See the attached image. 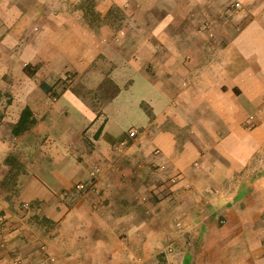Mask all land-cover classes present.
Returning a JSON list of instances; mask_svg holds the SVG:
<instances>
[{
    "label": "crops",
    "instance_id": "obj_1",
    "mask_svg": "<svg viewBox=\"0 0 264 264\" xmlns=\"http://www.w3.org/2000/svg\"><path fill=\"white\" fill-rule=\"evenodd\" d=\"M58 1L0 0V264H264V0Z\"/></svg>",
    "mask_w": 264,
    "mask_h": 264
},
{
    "label": "rangeland",
    "instance_id": "obj_2",
    "mask_svg": "<svg viewBox=\"0 0 264 264\" xmlns=\"http://www.w3.org/2000/svg\"><path fill=\"white\" fill-rule=\"evenodd\" d=\"M65 2V4L67 5L68 4V1L66 2V0H59L58 2H61L62 3ZM221 0H219V2H216V3H220ZM92 2L93 0H82L81 1V5L86 9V13H87V16H86V21L88 24H90L91 26H96L98 24V22H100V18L94 16V13L92 12ZM254 1L252 0L251 2L248 3L249 6L253 5ZM221 4V3H220ZM228 7H231V9H233V11H236L238 10L239 8H236L234 6V3L232 2H228ZM239 10H242V9H239ZM119 21V22H118ZM110 24L113 26L112 28L116 31L118 29H124L126 26H127V23L125 22V19H110ZM262 119L264 120V113L262 115ZM259 121V120H258ZM263 133V136H264V131L262 132ZM262 153L264 154V145L262 146ZM13 165V164H12ZM14 169H15V172H19L20 170L21 171H24V168H25V165L24 163H19V162H15L14 163ZM14 180L13 177H10V179L8 180V184H11V182ZM28 208H31L30 204H29V207Z\"/></svg>",
    "mask_w": 264,
    "mask_h": 264
},
{
    "label": "built area",
    "instance_id": "obj_3",
    "mask_svg": "<svg viewBox=\"0 0 264 264\" xmlns=\"http://www.w3.org/2000/svg\"><path fill=\"white\" fill-rule=\"evenodd\" d=\"M215 1L219 2V0H215ZM232 2L234 3V6L236 8H239V6H240L239 0H232ZM133 135H134V132L130 131L129 136H133ZM95 173H96V171H91L89 173L90 179L88 182L80 181V182L76 183L75 190L80 192V193L93 191L94 190L93 179H94ZM28 207H29V203H26V202L21 203L22 209H28ZM11 222L12 221L10 220V218L6 214L0 213V228L11 230L12 229ZM6 246H7V240L5 238H1L0 239V248H5ZM9 264H17V261L13 260Z\"/></svg>",
    "mask_w": 264,
    "mask_h": 264
},
{
    "label": "trees",
    "instance_id": "obj_4",
    "mask_svg": "<svg viewBox=\"0 0 264 264\" xmlns=\"http://www.w3.org/2000/svg\"><path fill=\"white\" fill-rule=\"evenodd\" d=\"M33 123L34 119L32 118L31 112L28 108H24L20 113L18 121L12 128V133L14 135L21 134L22 132H25Z\"/></svg>",
    "mask_w": 264,
    "mask_h": 264
}]
</instances>
